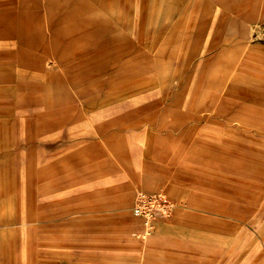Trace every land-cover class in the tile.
<instances>
[{"label": "rangeland", "instance_id": "1", "mask_svg": "<svg viewBox=\"0 0 264 264\" xmlns=\"http://www.w3.org/2000/svg\"><path fill=\"white\" fill-rule=\"evenodd\" d=\"M151 7L0 0V264H134L139 192L207 247L166 264H264V0L246 43H220L242 15Z\"/></svg>", "mask_w": 264, "mask_h": 264}, {"label": "crops", "instance_id": "2", "mask_svg": "<svg viewBox=\"0 0 264 264\" xmlns=\"http://www.w3.org/2000/svg\"><path fill=\"white\" fill-rule=\"evenodd\" d=\"M263 0H152V11L149 13L154 17L153 19V27L152 29H158V22L159 19L157 16L160 17V23L166 21L167 17H178V16H187L191 14H200V15H208L211 14L215 17L213 28L210 30H226L228 31L227 23H223V27L221 24V16L232 17L243 16L245 17L242 21L236 23V31L239 32V37L234 35V38L228 40L224 39L220 43H246V39L248 36H245V32L250 31V25L252 23L253 11H252V4H258ZM211 6L212 8H209ZM139 9H140V0H139ZM216 20L218 22H216ZM161 28V27H159ZM219 28V29H217ZM235 30V28H233ZM236 33V32H235ZM244 39V40H241ZM138 169V166L136 167ZM140 172L133 173V177L131 180H127L121 187V192H125L128 195L132 190V181L139 180ZM210 191H199V189H191L188 191V195L191 201L200 203L201 200L208 201L211 196L207 195ZM131 194V193H130ZM139 217V216H137ZM141 218V217H140ZM136 219V218H135ZM133 218V220H128L130 226L127 225L129 228L128 233L131 230L135 231L139 227H143L145 229L144 220L137 221ZM143 224V225H142ZM133 227V228H132ZM148 229V227H147ZM181 227L172 226H164L160 225L157 229L150 230L148 229L144 234L143 239L138 243V252L136 261L133 262L134 264H166V255L174 249L177 248H191L193 251L205 253L207 247L203 245L202 242L196 241L193 235L190 236H181ZM124 237L127 235H123ZM112 259L108 261V263H114L118 256L112 254Z\"/></svg>", "mask_w": 264, "mask_h": 264}, {"label": "built area", "instance_id": "3", "mask_svg": "<svg viewBox=\"0 0 264 264\" xmlns=\"http://www.w3.org/2000/svg\"><path fill=\"white\" fill-rule=\"evenodd\" d=\"M173 207V202L160 193L139 192L133 209L137 216L145 218L146 225L151 229L156 220L169 216Z\"/></svg>", "mask_w": 264, "mask_h": 264}]
</instances>
